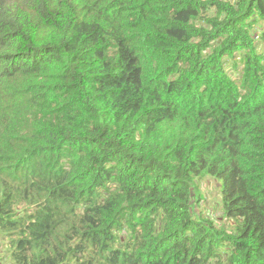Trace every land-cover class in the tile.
<instances>
[{"label": "trees", "instance_id": "obj_1", "mask_svg": "<svg viewBox=\"0 0 264 264\" xmlns=\"http://www.w3.org/2000/svg\"><path fill=\"white\" fill-rule=\"evenodd\" d=\"M2 263L264 264V0H0Z\"/></svg>", "mask_w": 264, "mask_h": 264}, {"label": "rangeland", "instance_id": "obj_2", "mask_svg": "<svg viewBox=\"0 0 264 264\" xmlns=\"http://www.w3.org/2000/svg\"><path fill=\"white\" fill-rule=\"evenodd\" d=\"M216 188H217V191L219 192L218 187H216ZM198 189L200 191V195L198 194L200 197V200H204V202H201V204L204 203V206L199 207L198 209L204 215L208 214L212 219L215 220L217 216H220V213L218 211L214 210V207H213V204H214L215 207L217 208V204L219 203V197L217 199L214 196L216 189H214V186H209V184L206 183L205 181L198 185L197 192H198ZM230 225L231 224L229 223L228 225H226V227L229 228ZM2 264H6V263H2Z\"/></svg>", "mask_w": 264, "mask_h": 264}]
</instances>
